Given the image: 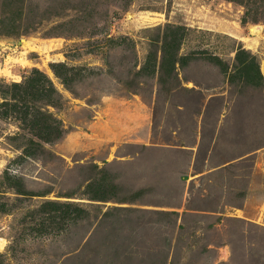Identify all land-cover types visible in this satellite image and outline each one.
<instances>
[{
  "label": "rangeland",
  "instance_id": "obj_1",
  "mask_svg": "<svg viewBox=\"0 0 264 264\" xmlns=\"http://www.w3.org/2000/svg\"><path fill=\"white\" fill-rule=\"evenodd\" d=\"M0 264H264V0H0Z\"/></svg>",
  "mask_w": 264,
  "mask_h": 264
}]
</instances>
